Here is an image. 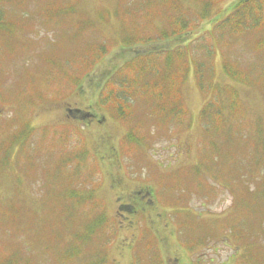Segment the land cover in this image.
Returning <instances> with one entry per match:
<instances>
[{
    "label": "rangeland",
    "instance_id": "rangeland-1",
    "mask_svg": "<svg viewBox=\"0 0 264 264\" xmlns=\"http://www.w3.org/2000/svg\"><path fill=\"white\" fill-rule=\"evenodd\" d=\"M144 1L0 3V15L5 17H0L5 24L0 26V32L7 33L5 38L0 37V135L6 131L1 133L4 127L14 130L16 125L19 137L34 128L26 148L16 147L20 157L13 156L12 149L0 156L6 160L0 163V195L12 198V213L20 227L17 238L30 239L27 246L17 250L27 264H84L75 257L80 255V249L65 252L67 247L63 245L72 243L82 248L90 244L95 237L89 239L88 232L92 233L102 223V214L112 226L120 227L110 244L105 237L102 240L105 243L97 239L92 247L102 245L108 250L110 256L104 258L103 264H194L193 256L199 260L195 264H231L226 262V251L218 245L214 251L204 246L195 254L187 250L180 240L182 228L176 226L172 210L181 206L197 214L222 213L230 204L227 193L219 189L205 198L183 183L180 191L185 195L176 197V190L171 192L175 186L172 175L198 163L205 153L206 135L199 115L206 105L213 106L211 113L218 119L215 131L219 143L210 150L219 149L222 157L219 167H231L233 161H239L234 151L241 148V144H236L240 142L237 134L241 133L237 128L224 127L221 116L233 125L242 117L243 124L255 126V121H251L260 113L254 101L261 93L250 88L252 80L241 75L251 69L259 83L264 66H259L262 62L254 63L251 48L231 39L228 32L221 34L212 22L208 23L209 8L188 0L182 13L177 14L167 6H151ZM176 1L182 4L185 0ZM236 1L222 2H229L224 4L223 14ZM71 3L74 4L68 5ZM58 6L71 11H47L50 19L41 16L43 9ZM129 12L133 15L125 14ZM183 15L191 18L184 32L191 42L179 45L177 50L169 46L173 38L168 32L159 34L155 45L141 36L131 39L125 36L161 33L171 19L183 24ZM12 16H16L13 22ZM116 34L118 41L126 44L123 57L128 48H138V54L126 56L123 63L119 61L122 56H117ZM105 41L110 44L112 54L102 64L92 66L108 50ZM182 45L189 48V59ZM154 53L161 58L157 62ZM252 63L254 67L250 66ZM161 69L164 75L155 83L161 78ZM140 77L145 85L140 84ZM227 77L242 78L243 83ZM262 83L264 86V79ZM95 98L107 101L101 104ZM176 101L181 108L176 109ZM68 105L83 109L85 117L95 111V119L69 118ZM88 106L94 110H86ZM113 108V114L120 112L122 117L112 118ZM174 110L183 113L179 117L185 119L181 125L173 116ZM169 115L173 116L171 120L162 117ZM260 134L256 132V136ZM258 160L264 163V159ZM206 163L210 167L214 163L212 157ZM36 165L41 168L37 170ZM203 173L201 166L190 169L188 176L193 179ZM147 186L154 191L151 208L133 216L129 215L132 211L129 208L118 209L119 205L132 204L131 200L146 191ZM32 193L35 197L42 195L40 203L38 196V203L33 205V199L28 198ZM96 211L100 217L94 226L89 221L95 219ZM120 211H125L128 217L117 215ZM4 214L11 215L9 210ZM125 240L130 245L121 251ZM1 241L9 243L0 238ZM10 246L0 245V259L2 249L7 250L4 253L12 252Z\"/></svg>",
    "mask_w": 264,
    "mask_h": 264
},
{
    "label": "trees",
    "instance_id": "trees-1",
    "mask_svg": "<svg viewBox=\"0 0 264 264\" xmlns=\"http://www.w3.org/2000/svg\"><path fill=\"white\" fill-rule=\"evenodd\" d=\"M145 1L146 3L150 2L151 6L155 5L158 2V0ZM196 1L198 5H202L203 8H209L208 18H210V22L208 21V23L212 22V26L216 28V31L221 30L220 33L224 35H226V33L228 32L231 36V39L241 42L247 48H251L255 57L254 63L257 65L259 62H262L263 64H260L259 66H264V0H237L232 5V7H230V10L226 11L224 14V7L229 2L227 4L222 2H225L226 0ZM161 2L167 7L171 8V10L177 14H181L182 8L186 7L189 4L188 0H185L182 4L178 3L176 0H161ZM0 3L5 4L6 0H0ZM74 3L68 5H72ZM61 9L66 11V13L71 11V8L58 6L55 8L43 9L41 12V16L43 18L50 19L51 17L46 16L47 11L57 12ZM228 12L229 14L225 17ZM125 14L133 15L132 12ZM215 14L218 17H213V15ZM141 15L145 14L142 12ZM221 15L222 18H220ZM198 16L194 19L195 21H197ZM0 17H3L5 19L4 16L0 15ZM15 17L16 16H12V22L14 21ZM133 18L134 17H130V19ZM182 21L184 23L180 24V22L171 19L167 24V31L176 34L184 33L186 31L187 25L191 22V18L188 15H184L182 16ZM200 23L202 24V22ZM219 23L220 25L217 26V24ZM0 26H5L4 21L0 20ZM163 33L164 32L162 31L161 33H157L154 35L134 34V36H141L144 40L155 45L157 42H155L154 40L159 36V34ZM5 34L7 33L2 34V32H0V37L4 36L5 38ZM177 41L179 43H176V40L172 39V41L169 43V46L177 50L179 45L182 44L181 41ZM185 47L187 59H189V48L187 46ZM153 58L155 61L156 59H161L158 58L157 53L153 54ZM95 63L96 62H94L93 64ZM254 63H252L250 66L254 67ZM158 64H160L159 60ZM226 67L227 66L225 64L222 68V72H225ZM160 72L161 78H158L155 83L161 80L164 75L163 69H161ZM254 73H252V70L249 69L245 72L244 75H241L240 73L239 74L241 76H245L249 80H252L249 87H253L259 90V92L261 93V97H257L254 101L256 103L257 113H260V115H254V119H252L251 121V123L255 121V126H252L251 124L245 125V122L243 124L242 117H239V119L237 120V124L233 125L231 123V120L227 119V117L221 116V118L224 120V127L237 128L241 133L237 134L240 142L236 143L239 145L241 144V148H239L238 150L235 149L234 151V155L238 156L239 161H233L231 167H219L218 162H220L222 159L221 154L217 152L219 149L215 152H212L210 150L211 148L217 146L219 143V135L215 131V126L218 119L216 117V114L211 113L213 106L206 105L199 115L201 116V125H203L204 127L203 133L206 135V140L204 141L205 153L203 157L201 156V159H199L198 163L192 164V166H189L187 168L178 169L176 170V174L172 175L173 183H175V186L173 188L174 190H172L171 192L173 193L176 190V197H184L183 195L185 194L180 191V187L183 183L189 184V186L197 196H199L198 194L202 193L205 195V198H207L210 194H214L215 191H218L219 189H222L227 193L230 204L228 206V209L222 213L197 214L193 209H188L186 207L177 206L172 209L173 205L170 206L169 209H172L173 211L175 210L174 215L177 221L175 222V224L178 228H182V237L180 236V240L185 245L187 250H190L191 252H193V254H195L197 250H202V246L210 249L209 247L211 243L222 241L220 243H222L224 247L228 248L231 252L229 255V261L231 264H233L232 261L234 262V264H264V163L258 160L259 158L264 159V117L262 118L263 120L261 119V113H264V86L262 83L264 79V69L262 71L259 83L258 79L252 76ZM239 77L227 78H230L235 82L243 83L242 78ZM150 83L152 82H149L148 84ZM140 84L145 85L141 77ZM228 87L233 89V87L231 86ZM180 96L181 95L178 93L177 98L179 100ZM208 102H211V99H209ZM113 106L114 108H116L115 104ZM68 107L71 108L70 105H68L67 108ZM175 107L176 109L181 108L177 101L175 103ZM114 108L112 109V112L110 110V113H113ZM174 112L175 114L173 116L177 120H179L180 114L183 113L176 110H174ZM152 115L160 116L156 114ZM173 116L169 115L167 117H162H165L167 121V119L171 120ZM81 118L82 117H80V119ZM184 120L185 119L179 120L178 124L181 125ZM246 121H248V118L246 119ZM5 129L6 131L2 133ZM257 131H260L261 133L259 136H256ZM1 133L0 156L4 155L6 150L12 149V145L17 144L20 141L19 136L16 133L12 134V129H10L9 127L2 128ZM248 138L251 140L250 142ZM21 144H26V141L22 142ZM152 156L154 157L155 154H152ZM210 157H212V161L214 163L209 167L206 163V160ZM5 162L6 160L2 156L0 159V163L2 164ZM201 166L204 169V173L201 176H195V178L191 179L188 176L189 170H193ZM151 191L152 188L150 186H147L146 191L142 190L137 198L135 197L134 200H131L133 202L132 204L130 203L128 205H119L118 209H120V207H123V209L125 210L129 208L132 210L130 212L131 214L129 215L133 216L134 213L139 214L142 210L144 211L148 207L151 208L153 205L152 199L155 198L154 191L153 193ZM34 192L37 194H41L39 190H34ZM72 192L76 193L74 190ZM33 195L34 193L28 195L29 199H33V205L38 203V196L40 197V203L42 195H36V197ZM147 198H149V201L145 202ZM171 200H173V202L175 203V199L171 197ZM12 203V198L3 197L0 195V238L8 240V245L11 244L12 246V252L10 251L9 253H4L7 250H1V253H3L1 255L3 257L2 259H0V262L4 264H27L24 258L17 254V250H19L21 247L27 246L30 242V239L17 238L16 235L20 227L16 220L15 213H12ZM202 204L206 205L205 203ZM203 205H201V207ZM8 210L10 211L11 215L7 217L4 213ZM94 213L95 219H92L89 222L95 226L98 222L100 214L98 211ZM204 213H206V211ZM116 214L122 217L125 216V218L128 217L125 211H120ZM158 217L160 218V215H158ZM100 219L102 223L98 224L96 228L92 230L93 235L91 232H88L89 239L95 237L90 244H86L82 246V248H80L72 243H67L63 245V247H67L65 252H67L68 250L74 252L80 249V255H76L75 257L84 261V264H103L104 258L110 256L108 254V250L102 245H97L96 249L92 247L95 245L97 239L99 241H102L105 237H107L108 239L107 243L110 244L111 240H113L116 237L117 233L120 231V227L117 229L116 225L112 226L111 221L104 214L101 215ZM128 224H131V222L129 221ZM83 229L84 227H82L81 230ZM11 233L12 236H9V234ZM0 245L8 246L4 243V241H1ZM129 245L130 244L125 240L123 245L124 248H122L121 251L127 250V247H129ZM88 248L92 249L91 252L87 251ZM14 256L17 258L16 263L14 262ZM193 258H196L195 263L199 262L197 257L193 256ZM209 263H212V261H209ZM69 264L72 263L70 262Z\"/></svg>",
    "mask_w": 264,
    "mask_h": 264
},
{
    "label": "flooded vegetation",
    "instance_id": "flooded-vegetation-1",
    "mask_svg": "<svg viewBox=\"0 0 264 264\" xmlns=\"http://www.w3.org/2000/svg\"><path fill=\"white\" fill-rule=\"evenodd\" d=\"M72 116H73V117H75L76 115H75V116H74V115H72Z\"/></svg>",
    "mask_w": 264,
    "mask_h": 264
}]
</instances>
